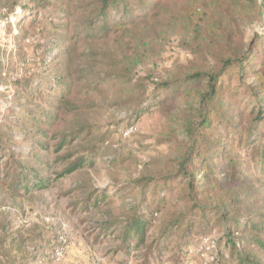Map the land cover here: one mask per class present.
<instances>
[{
    "label": "rangeland",
    "instance_id": "rangeland-1",
    "mask_svg": "<svg viewBox=\"0 0 264 264\" xmlns=\"http://www.w3.org/2000/svg\"><path fill=\"white\" fill-rule=\"evenodd\" d=\"M63 1L0 4V264H239L244 256L264 264L254 244L264 242V0H166L164 17L84 42L73 35L94 0H72L68 13L56 8ZM227 60L235 64L220 98L249 87L230 101L227 122L245 140L256 127L261 141L239 146L232 132L215 136L209 153L244 164V178L192 200L191 178L180 173L191 146L182 128L200 123L197 96L207 83L192 97L159 95ZM24 166L32 174L18 178ZM34 172L46 187L33 186ZM198 202L208 203L207 215L194 210ZM223 204L258 230L227 236Z\"/></svg>",
    "mask_w": 264,
    "mask_h": 264
},
{
    "label": "trees",
    "instance_id": "trees-1",
    "mask_svg": "<svg viewBox=\"0 0 264 264\" xmlns=\"http://www.w3.org/2000/svg\"><path fill=\"white\" fill-rule=\"evenodd\" d=\"M72 0H64L60 5L56 6L58 9H63L64 13H68L69 9L65 6ZM8 1L7 3H10ZM165 2L166 0H94L88 3V7L84 11L83 23L80 27L75 28L73 38L78 39L79 41H92L96 39H102L109 36L114 30H129L138 19H141V22H150L158 17L165 16ZM4 3V0H0V4ZM13 5V2H12ZM11 5V6H12ZM164 5V7H163ZM10 11L15 13V9L10 7ZM70 37V39H73ZM260 46V45H258ZM247 59L236 62L239 63L241 69L245 68ZM253 63H256V59H254ZM234 62L226 61L223 65V68L212 71L210 73L206 72H197L190 77L185 78L184 80H179L171 84L165 85V89L159 95H163L164 99L167 100L172 98L176 99V96L179 94L186 95L189 97L194 96L197 90V87L203 82L207 83V91L204 94H199L198 101L201 107V121L197 126L187 127L188 129L182 128L183 131H186L187 138L190 141V148L187 151L186 157L183 163L180 165V173L187 177L191 178L188 186V194L187 197L192 199L194 195L197 193L199 196H203L205 200L207 199V195L209 192H215L222 183L226 181L229 182L231 179L242 180L244 178L243 171L241 169L245 166L240 162H236L234 157L231 155H227L224 151H220V153H209L210 145L212 144L213 138L215 136L225 135L226 137L230 136L232 132L233 137L232 142H237V145L242 146L243 144H247L248 146H254L261 141V138L256 139L257 134L255 133L256 127H254L248 136V139H243L241 134L239 135L236 132L235 125L227 122L228 117V106L230 101L238 99V92L242 90L243 93L249 90V87L246 85H236L235 90L236 93L231 97L229 94L222 95L220 98V90L219 84L223 82L225 76L229 73V70L233 68ZM260 65V64H259ZM258 65V67H259ZM259 71L256 70L254 74L258 75ZM259 100L257 104H259ZM70 102L64 104L61 109L68 106ZM155 104H159V102H155ZM141 114H145L147 109H141L139 111ZM143 112V113H142ZM257 119V122H259ZM127 124H130L129 119L124 121ZM127 126V125H126ZM129 126V125H128ZM76 136L75 140L79 139V136ZM245 140V141H244ZM264 142V139H262ZM65 146V142L61 141L58 144L57 151L63 150ZM42 149L46 150L45 146H41ZM262 148L263 155L261 159L264 164V146L258 147ZM208 152L204 155V152ZM88 153L87 158H94L95 154L91 153L90 150L86 151ZM216 156V157H214ZM223 160H227L228 165L231 166V171L233 173H237L238 175L230 176V171H228V167L226 168ZM86 158L81 161H75L70 165L66 171H64L61 175H69L73 172L79 170L84 167L86 164ZM215 162V163H212ZM24 173L32 174V170H28L27 166L22 167L21 169L16 170V176L21 178ZM200 176L196 177L197 174ZM34 176L37 179V183L33 186L35 187H46L44 185V181L41 175L38 172H34ZM223 176V177H222ZM21 182L23 179H20ZM12 185L8 186L11 187ZM24 186V183L19 185ZM13 187V186H12ZM29 189V187H25ZM194 200V199H192ZM220 214L223 222L228 226L227 227V236L231 235V232H247L248 230L256 231L258 230V224L253 222L252 218L242 217L239 213H235L232 215L229 214L231 208L227 204H223L221 207ZM199 214L207 215L210 210L208 203L206 202H198L195 205V209ZM231 216V217H229ZM141 222L136 221L135 226L137 231L140 228ZM142 229L144 230L143 226ZM131 232L128 231V234ZM263 232V231H261ZM260 233V231L258 232ZM231 237V236H230ZM261 243L264 248V242L262 241V237L255 239L254 244ZM215 243H213L214 247ZM239 264H262L259 260H255L249 256L241 257Z\"/></svg>",
    "mask_w": 264,
    "mask_h": 264
},
{
    "label": "built area",
    "instance_id": "built-area-1",
    "mask_svg": "<svg viewBox=\"0 0 264 264\" xmlns=\"http://www.w3.org/2000/svg\"><path fill=\"white\" fill-rule=\"evenodd\" d=\"M60 241H62V243H66V240L64 239V237H62L60 239ZM64 256V248L63 247H58L57 249H55L54 252V258L56 262H60L62 260Z\"/></svg>",
    "mask_w": 264,
    "mask_h": 264
}]
</instances>
